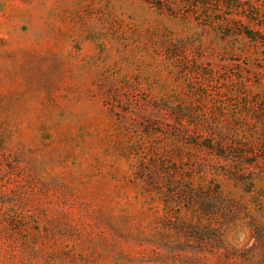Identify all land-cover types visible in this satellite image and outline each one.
Listing matches in <instances>:
<instances>
[{
    "label": "rangeland",
    "instance_id": "obj_1",
    "mask_svg": "<svg viewBox=\"0 0 264 264\" xmlns=\"http://www.w3.org/2000/svg\"><path fill=\"white\" fill-rule=\"evenodd\" d=\"M242 28L264 31V0H0V264H198L164 254L169 224L197 220L145 167L218 183L264 221V175L249 193L164 128L263 89Z\"/></svg>",
    "mask_w": 264,
    "mask_h": 264
},
{
    "label": "trees",
    "instance_id": "obj_2",
    "mask_svg": "<svg viewBox=\"0 0 264 264\" xmlns=\"http://www.w3.org/2000/svg\"><path fill=\"white\" fill-rule=\"evenodd\" d=\"M236 33L264 48L263 30L242 28ZM243 85V91L225 89L219 103L208 113L195 114L194 121L185 112L175 114L177 120L165 118L164 128L189 153L193 149L200 162L220 168L251 193L256 176L264 175V87L252 91ZM169 169L145 167L140 179L148 192L165 195L169 205H184L197 221L177 216L163 233L164 254L193 256L198 264H264V221L253 210L254 202L228 197L215 182L196 184L183 174L178 180ZM238 230L249 233L241 247L229 241V235Z\"/></svg>",
    "mask_w": 264,
    "mask_h": 264
}]
</instances>
